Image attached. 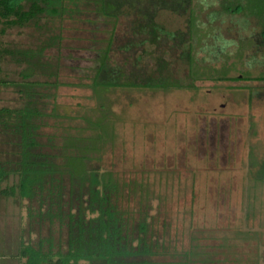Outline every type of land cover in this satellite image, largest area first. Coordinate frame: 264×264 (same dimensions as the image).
<instances>
[{"label": "rangeland", "instance_id": "374dc122", "mask_svg": "<svg viewBox=\"0 0 264 264\" xmlns=\"http://www.w3.org/2000/svg\"><path fill=\"white\" fill-rule=\"evenodd\" d=\"M85 1L71 0L67 8L77 10L61 20L24 28L0 20V49H35L61 36L43 61L59 66L62 84L38 87L29 99L0 85V110H22L31 102L40 114L35 133L46 150L60 147L65 137L102 138L97 151L85 153L88 168L99 176L112 173L124 192L131 184L136 199L122 206L136 210L141 195L146 221L159 231L164 225L171 254L194 253L193 264H264V36L257 19L224 12L227 0H189L193 29L188 10H160L154 25L177 41L147 42L123 53L118 48L130 35L121 18L111 68H123L135 82L143 75L152 86H177L94 89L97 52L113 25ZM0 69V80L19 82L25 65L6 57ZM19 145L17 136L0 131V167L7 172ZM17 181L10 173L0 182V264H25L22 243L37 247L51 238L56 246L65 236L56 222L49 226L37 216L38 201L30 204L18 189L3 194Z\"/></svg>", "mask_w": 264, "mask_h": 264}, {"label": "trees", "instance_id": "16d2710c", "mask_svg": "<svg viewBox=\"0 0 264 264\" xmlns=\"http://www.w3.org/2000/svg\"><path fill=\"white\" fill-rule=\"evenodd\" d=\"M191 1V0H190ZM189 0H86L92 4L96 14L112 23L113 29L104 50L97 52V65L94 69L92 87L108 88H160L166 89L169 83L152 86L146 78L132 80L123 68H111L115 25L121 18L127 20L130 36L128 41L118 48L127 53L142 47L145 43H163L177 41L173 35H165L154 25V17L160 10L176 14L188 10L191 13L190 26L193 29V11ZM224 12L237 13L257 19L264 36V0H227ZM71 0H0V20L6 26L19 28L38 25L40 21L63 19L70 12L67 4ZM77 5V3H76ZM70 11V12H69ZM107 21V22H108ZM1 22V21H0ZM61 36L55 35L42 41L35 49H0V61L8 57L17 65H25L22 81L6 82L19 89L25 98H32L36 88L59 87V66L43 61L45 51L60 45ZM186 42L191 43V37ZM191 47V46H190ZM117 49V48H116ZM130 61V60H128ZM114 70V71H113ZM0 72L1 69H0ZM45 76L49 81L29 80L33 76ZM263 79V78H261ZM224 78H217L223 81ZM177 86V85H176ZM191 88L193 86H190ZM31 102L22 110H0V131H10L20 140L19 157L7 172L0 167V182L13 173L17 185L3 192L13 196L19 190L22 199L30 204L39 203L38 217H45L49 226L57 223L59 234L57 245L51 238L40 240L37 247L22 243V258L25 264H193L194 253H170L171 248L165 241V229H154L147 222V214L139 196L136 210L122 205L131 198L136 199L131 184L122 186L112 173L99 176L97 171L88 168L86 152L97 151L102 138L92 140L65 137L60 147L41 144L35 130L34 120L40 116ZM34 106V104H33ZM45 150V151H44ZM60 150L61 154L53 153ZM126 193V194H125ZM46 212L42 214V207ZM33 219L32 210L29 211ZM169 259L167 263L156 259Z\"/></svg>", "mask_w": 264, "mask_h": 264}]
</instances>
